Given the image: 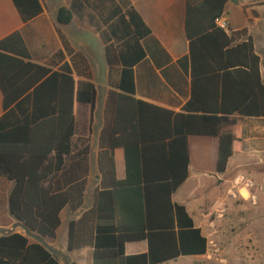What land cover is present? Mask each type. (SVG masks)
<instances>
[{
	"label": "trees",
	"instance_id": "16d2710c",
	"mask_svg": "<svg viewBox=\"0 0 264 264\" xmlns=\"http://www.w3.org/2000/svg\"><path fill=\"white\" fill-rule=\"evenodd\" d=\"M230 0H187L193 99L175 113L136 98L135 67L152 32L130 0H72L59 10L61 26L78 23L105 45L112 88L101 136L104 176L92 211L74 221L69 251L92 247L93 264H165L203 256L209 241L185 206L173 196L190 177L191 137L219 140L217 174L242 151L244 117L264 118V83L252 38L234 46L216 21ZM23 21L44 13L40 0H13ZM63 41L64 37L61 36ZM62 56V53L59 54ZM208 83L220 99L210 107L196 84ZM216 88V89H215ZM0 178L12 183L13 220L50 245L62 226L61 213L83 209L90 175V139L98 91L75 78L69 64L58 71L33 62L20 32L0 41ZM238 115V116H237ZM125 151L124 180H117L114 151ZM146 241V254L127 256L126 245ZM0 264H62L59 256L25 234L0 238Z\"/></svg>",
	"mask_w": 264,
	"mask_h": 264
},
{
	"label": "crops",
	"instance_id": "0c3cea01",
	"mask_svg": "<svg viewBox=\"0 0 264 264\" xmlns=\"http://www.w3.org/2000/svg\"><path fill=\"white\" fill-rule=\"evenodd\" d=\"M130 1L152 32L151 37L143 42L147 57L135 67L136 98L175 113H182L184 107L193 99L194 93L190 42L186 33L187 0ZM232 1H229L224 15L229 24V31L225 32L232 36L247 30L245 35H236L238 37L234 46L252 38L255 53L261 61L260 70L264 83V0H238L235 6L240 9V20L235 16V11L238 10L231 6ZM40 2L44 13L25 23L13 0H0V41L15 32H20L33 62L54 71H58L64 64H69L75 78L83 82L91 81L97 88L98 99L92 132L78 135L80 138L90 139L91 147L89 185L85 203L83 209L77 213H73L70 208L62 211V226L58 231V237L50 243L59 251L62 264H93L92 247L69 251V231L72 222L80 220L85 213L95 208L96 194L101 190L104 180L100 169L101 136L106 123L107 99L112 90L105 45L98 33L79 24L76 18L68 26L59 24V10L69 7L72 0ZM61 53L62 56H59ZM213 89L210 83L196 84L198 96H203L201 94L203 90L208 91L202 102L214 108L221 101L216 92L215 95H211L214 93ZM4 115V95L0 89V117ZM240 130L243 136L242 151L230 159L224 174L216 173L219 140L206 137L190 138V177L175 193L173 202L187 208L196 227L202 230L203 236L209 241L208 252L203 256H183L165 264H210L215 261H212L210 255L213 235L208 218L209 210L214 212L216 209L215 192L219 189L216 183L225 182V177L233 167L243 168L264 154V118L244 117ZM114 158L117 180L122 181L127 176L125 151L115 150ZM236 158L239 161L235 162ZM260 161L261 164L264 163V160ZM13 187L14 183L0 178V229L10 230L18 224L10 214L9 198ZM243 191L248 193V198L251 197L249 190ZM15 232L27 235L22 227L17 228ZM2 236L0 234V238ZM252 236L254 241L250 240L249 246L245 243V247L248 255L249 252L252 255L255 249L254 258L258 262L259 240L255 235ZM148 251L149 245L146 241L126 245L127 256L142 255Z\"/></svg>",
	"mask_w": 264,
	"mask_h": 264
},
{
	"label": "rangeland",
	"instance_id": "374dc122",
	"mask_svg": "<svg viewBox=\"0 0 264 264\" xmlns=\"http://www.w3.org/2000/svg\"><path fill=\"white\" fill-rule=\"evenodd\" d=\"M235 5L233 0L231 6L238 10L235 16L240 20V9ZM260 160H264V154L243 168L233 167L225 177V182L216 183L219 187L215 192L216 209L214 212L209 210L208 218L213 235L210 255L215 264H264V163L261 164ZM237 161L239 159L236 158ZM241 176L256 184L254 189L249 190L250 198L243 188L235 187V181ZM252 234L259 240L258 245L261 247L257 250L258 262L254 258L255 249L252 255L251 252L248 255L245 247V243L249 246L250 240L254 241Z\"/></svg>",
	"mask_w": 264,
	"mask_h": 264
},
{
	"label": "water",
	"instance_id": "95a60500",
	"mask_svg": "<svg viewBox=\"0 0 264 264\" xmlns=\"http://www.w3.org/2000/svg\"><path fill=\"white\" fill-rule=\"evenodd\" d=\"M234 2L238 3V0H234ZM22 227L25 231V233L27 234L28 237L32 238L33 240L37 241L38 243L44 245L51 253L60 256V253L57 249H55L54 247H52L51 245H49L45 239H43L42 237L32 233L31 231H29V229H27L26 227L20 225V224H16L12 229L10 230H4V229H0V234L2 235H11L13 234L17 228Z\"/></svg>",
	"mask_w": 264,
	"mask_h": 264
},
{
	"label": "built area",
	"instance_id": "2783aa9c",
	"mask_svg": "<svg viewBox=\"0 0 264 264\" xmlns=\"http://www.w3.org/2000/svg\"><path fill=\"white\" fill-rule=\"evenodd\" d=\"M216 24L218 26V28H220L223 31H229V24L228 21L225 19V17H221L216 21ZM235 187H241L243 189L246 190H252L256 187V184L254 183V181L245 178L244 176L239 177L236 181H235ZM256 201V200H254Z\"/></svg>",
	"mask_w": 264,
	"mask_h": 264
}]
</instances>
